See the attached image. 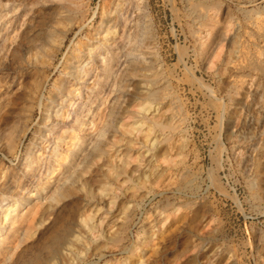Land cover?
Masks as SVG:
<instances>
[{"label":"rangeland","instance_id":"374dc122","mask_svg":"<svg viewBox=\"0 0 264 264\" xmlns=\"http://www.w3.org/2000/svg\"><path fill=\"white\" fill-rule=\"evenodd\" d=\"M74 1L71 16L63 8L59 14L52 10L45 45L14 73L3 70L0 83V199L12 203L21 197L11 215L29 200L48 206L35 232L57 207L48 195L60 183L53 178L61 179L62 166L39 194L48 176L25 180L6 195L2 183L22 173L26 147L34 152L31 160L46 158L52 147L41 114L45 96L56 91L66 57L93 32L98 6L106 0ZM143 1L146 54L135 51L129 81L118 78L126 64L120 66L112 98L94 108L95 118L102 116L97 127L108 130L99 137L92 125L75 132L85 143L73 150L83 173L71 193L79 198L78 212L84 217L86 208L101 226L88 233L79 228L81 240L70 237L76 244L51 245L24 264H264V0ZM193 2L205 6L207 22L191 13ZM51 3L55 8L57 0ZM12 76L15 81L8 82ZM95 139L102 147L97 161L82 163ZM67 143L59 151L70 148ZM111 166H125L126 173L106 179ZM0 218L1 238L11 225ZM32 234L18 248H33ZM5 249L7 263L14 249Z\"/></svg>","mask_w":264,"mask_h":264},{"label":"bare ground","instance_id":"6f19581e","mask_svg":"<svg viewBox=\"0 0 264 264\" xmlns=\"http://www.w3.org/2000/svg\"><path fill=\"white\" fill-rule=\"evenodd\" d=\"M75 2L76 1L74 0H57V5H55L54 8V4L51 3V0H0V83L4 73L3 70L10 69L14 73L17 71L18 67L24 65L27 60L29 61L32 58L37 49L45 45L49 34L48 29L54 18L53 12L55 10L53 9H57L56 13H58L59 11L62 12L63 10L61 11L60 9L63 8L65 9L64 13L66 11L70 15L74 12L70 8L75 6ZM135 2L134 0H106L103 4L101 3L102 5L99 4V11L96 10V15L99 14L98 20L95 25L93 24V32L89 33L81 43L77 42L78 44L72 49L68 58L66 57L67 60L65 59L66 71L63 72V78L57 85L56 91L48 92L45 96L46 103L43 108L46 112L44 111L41 114L42 121H44V124L46 125L45 130L49 131L48 140L52 147L48 150L46 158L38 156L34 158V160H31L33 159L32 156L34 157V155H32L34 152L32 153V150H30L32 148L31 145L26 147L23 161L19 163L20 167L17 165L19 167L18 170L23 168L22 173L20 171H15L14 174L10 175L7 180L2 183V188L5 190L4 194L6 195L12 191V188H17V186H20L25 180L34 183L35 181H39L40 179L43 180V177L45 178V176H48L44 184L37 187L39 194L50 184V179L53 178L52 174L54 171L62 166L59 172L62 174L61 179H58V177L53 178V180L60 181V183L52 189L49 195L47 194L48 198L53 200L57 207L47 225L35 232L33 228L36 224L39 225L41 217L43 213L47 211L48 206L46 207L42 205L40 201H35L36 203L30 204L31 201L29 200L28 202L25 201L28 206L26 204V207L21 213L15 212L11 215V213L14 212V209L18 207V202H20L21 197L13 199L14 203H11L12 200L3 203L5 198H1L0 217L3 218L4 223L8 222L11 227L6 228L5 231L1 233L0 264H24L26 258H31L29 256L34 258L39 257L41 251L51 245L63 247L66 246L67 243L70 244V237L73 238L72 240L74 241H76V239L77 241L81 240L79 234L83 231L79 228L86 229L87 231L90 227L97 228V225L101 226L100 221L93 224L92 218L94 217L86 212L84 213L86 209L85 207H83L85 209L82 208L84 210H82L83 214H86L84 217L78 212L79 198H74L71 193V189L75 186V183L80 182L79 180L82 178L83 173V169H77L78 164L75 163L77 153L73 155V150H75L74 148L76 146V150L79 151L81 146L85 143L84 137H80L75 132L85 130L87 125V128L92 125L91 128L94 127L93 130L96 132L95 134H97L96 137L105 135L108 129L104 126L97 127L99 126L98 123L100 121L96 122L95 120L102 118V116L100 115V118H95L96 114L94 113V108L105 103L108 97L112 98L110 95L114 91L115 76L120 66L124 63L126 64L124 71H119L120 77L118 78L122 77L125 78V81H129L128 75L131 74L130 71L133 70L131 61L132 57L135 55V51H139L142 55L146 54L147 46L145 36L147 30L146 22H144V11L146 7L143 0H140L139 3ZM201 6H203V4L193 2L191 13L194 14L198 21L205 23L208 21L209 15H207L206 10L203 9L205 6ZM74 16H77V13ZM67 18L71 17L68 16ZM69 31L70 28L65 29L63 32L61 31L62 34L58 49L63 46ZM14 77L15 76H12L11 80L8 82H14ZM42 87H44V85ZM2 93L1 90L0 102ZM62 107H65L66 109L63 108L64 110H61ZM146 109L147 108H145V110ZM47 111H51V113H48ZM114 112L116 114L118 111L116 110ZM115 114L110 115L112 116L111 118H113ZM89 118H92L89 122H92L90 125L87 123ZM111 121H113V119L110 120V123ZM128 126H130V124ZM119 127L118 129L123 128ZM124 129H128V127ZM121 132H123V130H121ZM46 136L47 135L45 134L44 137ZM143 141L145 140L143 139ZM60 143H62V145H60ZM66 143H70L71 147L62 153V151H59L60 146L64 147ZM99 144V141L97 142L95 139L94 144L92 145V150L90 151L88 149L83 155V160H81L82 163L86 161L87 164L88 159H93L92 162L97 161V156L102 150V147L99 146ZM70 155L73 156L68 160L67 158ZM57 158H60V163L55 162L58 161ZM71 162H73V165L69 168ZM111 163L113 164V162ZM115 166L117 165L115 164ZM125 166H122L121 168L118 166L119 169H117V167L114 169L113 166L109 167L105 175L106 179L116 180L118 176L126 173ZM130 185L131 184H129V186ZM100 191L101 196L102 194L105 196L102 188ZM47 193L49 192L47 191ZM118 195H120V193ZM109 200L112 201H110L108 206L105 205L107 209L114 204L115 199L112 198ZM89 204L91 205V203ZM86 207L88 208V206ZM0 220L2 221L1 218ZM102 222L104 223L105 221L102 220ZM108 222L109 220L107 221V224ZM14 224H17V226L14 227ZM75 231H78V235L75 234ZM18 232H23L22 239L18 238L20 235ZM30 234L35 235L33 248H27L24 246L18 248V245L26 236H30ZM91 234L92 232L90 233V236ZM9 245H12L14 251L9 257L7 263H5V260L2 259V254L6 255V253L2 252Z\"/></svg>","mask_w":264,"mask_h":264}]
</instances>
